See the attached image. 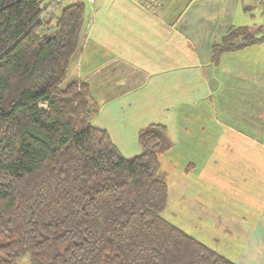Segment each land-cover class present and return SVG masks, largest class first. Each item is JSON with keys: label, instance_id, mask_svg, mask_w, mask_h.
<instances>
[{"label": "trees", "instance_id": "obj_1", "mask_svg": "<svg viewBox=\"0 0 264 264\" xmlns=\"http://www.w3.org/2000/svg\"><path fill=\"white\" fill-rule=\"evenodd\" d=\"M44 1L0 0V264H234L164 219L163 125L126 158L91 123L100 104L67 78L85 3ZM263 40L231 27L211 59Z\"/></svg>", "mask_w": 264, "mask_h": 264}, {"label": "crops", "instance_id": "obj_2", "mask_svg": "<svg viewBox=\"0 0 264 264\" xmlns=\"http://www.w3.org/2000/svg\"><path fill=\"white\" fill-rule=\"evenodd\" d=\"M84 1V38L67 78L87 83L100 104L102 125L92 124L131 145L126 157L140 152V130L163 125L168 148L186 155L181 167L165 164L166 220L175 224L180 210L203 238L264 256V40L211 59L229 28H249L248 11L259 3L264 13V0ZM111 125L133 130L137 145L128 134L115 140ZM226 176L233 185H222Z\"/></svg>", "mask_w": 264, "mask_h": 264}, {"label": "rangeland", "instance_id": "obj_3", "mask_svg": "<svg viewBox=\"0 0 264 264\" xmlns=\"http://www.w3.org/2000/svg\"><path fill=\"white\" fill-rule=\"evenodd\" d=\"M257 1V0H254ZM261 1V0H259ZM83 2L85 3V1L83 0ZM258 2V1H257ZM245 3L246 2L245 0ZM244 3V4H245ZM87 7L85 5V10L87 11ZM241 8H239V12H240ZM263 12V8L261 6L255 5V8H253L251 11L247 12V17L248 20L251 19V15L254 16V19H251L250 22V26L249 28L253 29L254 33L257 36H261L264 35V32L262 33H258L256 32V29L259 25H262L264 27V13ZM254 24V25H252ZM97 116H95V118L93 119V121L91 123H93L95 120L98 121L99 125H102V118H96ZM94 125H96L94 123ZM111 132L113 134L114 139H118L121 136L128 134L129 138L132 140H134V145H137V141H135L134 137V131L131 129H127V130H123V129H118L117 126L111 125ZM116 142V141H115ZM116 145V147L118 148V150L120 151V153L126 157L127 153H128V149L130 147H132L131 145H125V144H121V143H114ZM166 150V151H165ZM163 152H161L159 159H160V163L162 165L163 170H165V164L166 161L172 163V164H177L178 167L183 166V158L184 155L183 154V150L181 149V146L179 147V149L173 150L170 148L165 149ZM127 152V153H125ZM129 156V155H128ZM126 158H130V157H126ZM220 180L224 183L222 185H233V183H229V177H219ZM226 181V182H224ZM167 206L164 209L162 215L164 217V219L166 220V217H168V213L167 212ZM174 211V210H173ZM177 217L176 218V222L175 224H173L175 227L179 228L180 230H182L183 232H185L186 234H188L189 236L193 237L194 239L198 240L199 242H201L202 244H204L205 246L209 247L210 249L214 250L215 252H217L219 255H221L222 257L230 260L231 262H233L234 264H264V256H260V257H251L249 255H242L240 254V243L237 240H231L229 238H223V237H207V238H203L204 232L202 230H200V228L197 226V224L192 225V224H185L183 223L184 219L180 217V210L178 211ZM170 219V216L168 217ZM168 221V220H167ZM170 223V221H169ZM216 236H220L218 234H216Z\"/></svg>", "mask_w": 264, "mask_h": 264}, {"label": "built area", "instance_id": "obj_4", "mask_svg": "<svg viewBox=\"0 0 264 264\" xmlns=\"http://www.w3.org/2000/svg\"><path fill=\"white\" fill-rule=\"evenodd\" d=\"M78 0H45L44 1V7H45V12H50L52 11V9L56 6H58L59 4H63V3H67V2H77ZM89 3H93L94 0H87ZM135 3H139V4H155L154 0H132ZM259 1V0H258Z\"/></svg>", "mask_w": 264, "mask_h": 264}]
</instances>
